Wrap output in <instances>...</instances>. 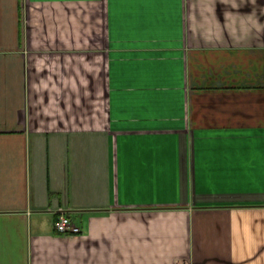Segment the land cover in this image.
Wrapping results in <instances>:
<instances>
[{
	"label": "crops",
	"instance_id": "1",
	"mask_svg": "<svg viewBox=\"0 0 264 264\" xmlns=\"http://www.w3.org/2000/svg\"><path fill=\"white\" fill-rule=\"evenodd\" d=\"M0 264H264V0H0Z\"/></svg>",
	"mask_w": 264,
	"mask_h": 264
},
{
	"label": "built area",
	"instance_id": "2",
	"mask_svg": "<svg viewBox=\"0 0 264 264\" xmlns=\"http://www.w3.org/2000/svg\"><path fill=\"white\" fill-rule=\"evenodd\" d=\"M56 230L59 234L65 236H75L82 232L81 228L71 220L66 212L59 214V219L56 223Z\"/></svg>",
	"mask_w": 264,
	"mask_h": 264
}]
</instances>
